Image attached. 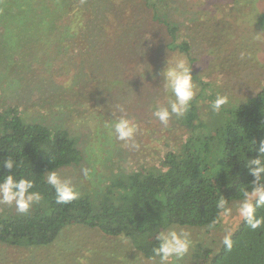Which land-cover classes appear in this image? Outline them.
I'll return each instance as SVG.
<instances>
[{
    "label": "rangeland",
    "instance_id": "1",
    "mask_svg": "<svg viewBox=\"0 0 264 264\" xmlns=\"http://www.w3.org/2000/svg\"><path fill=\"white\" fill-rule=\"evenodd\" d=\"M106 2L111 1L83 0L79 8L84 13L82 22L91 18L101 20L99 17L106 15L104 8L108 9L103 4ZM113 2L120 13L109 10L111 13L105 19L124 23L137 21L142 24L139 29L151 40L156 41L161 36L162 25L151 21L154 13L144 0ZM147 3L155 5L161 20L177 25L179 35L189 42L192 58L189 63L193 64L196 86L193 100L199 110V125L193 134L203 136L205 128L214 130L228 111L264 86V32L256 36L264 31V0H147ZM143 10L148 13L143 15ZM61 13V18L69 19L65 11ZM14 23L13 19L0 18V113H15L25 123L38 122L67 130L81 149L82 161L55 172L62 180L71 181L79 196L88 197L94 210L104 196L103 190L111 185L110 181L122 174L124 178L139 168H157L163 153L182 143L186 131L173 117L165 126L152 114L157 103L167 106L158 75L153 78L155 86L148 85L151 82L143 78L131 82L122 77L119 82L112 76L116 71L115 62H93L101 59L105 50L98 48L95 42L92 46L88 34H77L75 40L68 42L66 35L18 32ZM100 35L108 38V35ZM124 48L127 52V46ZM241 53H244L243 59ZM138 60V57L133 61L126 59L127 65L122 63V68L137 65V71L144 77L148 72ZM121 70L116 73L120 75ZM217 94L228 96L229 103L215 113L211 103ZM121 116L139 126L134 138L138 149L131 147L133 141L122 142L115 138L110 125ZM203 124L207 126L204 128ZM84 169H89L88 178L84 176ZM114 192L120 194L121 190ZM41 202L42 199L32 208L40 206ZM240 202H231V216H221L215 227L170 226L167 231L188 232L192 242L188 254L170 264H205L197 258L198 254L204 250L212 254L219 250L224 236L232 233L242 220L237 212ZM24 215L18 213L14 205H0L2 218ZM0 264L160 262L159 257L143 258L125 238L107 237L96 229L70 225L54 243L44 247H14L0 241Z\"/></svg>",
    "mask_w": 264,
    "mask_h": 264
},
{
    "label": "trees",
    "instance_id": "2",
    "mask_svg": "<svg viewBox=\"0 0 264 264\" xmlns=\"http://www.w3.org/2000/svg\"><path fill=\"white\" fill-rule=\"evenodd\" d=\"M110 1L103 3L108 9L104 8L106 15L99 17L101 20L82 22L84 13L79 8L83 0H0V18L13 19L18 32L66 35L68 42L75 40L77 34H88L92 46L95 42L105 50V55L93 62H115L112 76L118 81L122 77L131 82L143 78L155 86L153 78L158 75L163 87L160 74L168 59L183 55L192 61L189 42L179 35L177 25L157 16L155 5L144 0L148 8L152 7L151 21L162 25L156 41L142 33V24L137 21L105 19L110 11L119 12L114 7L115 0ZM61 11L67 13L68 20L59 16L63 15ZM143 11V15L148 13ZM262 23L264 27V13ZM136 57L148 72L144 77L137 65L122 68V63L127 65L126 59L133 61ZM118 69H123L120 75L116 73ZM161 92L168 103L164 88ZM193 101L184 117L172 118L186 131L182 143L165 151L157 168H139L110 181L96 210L86 196L69 204H57L54 189L46 182L47 172L82 161L81 149L67 130L38 122L25 123L15 113H0V178L8 174L2 167L3 160L11 158L16 163L12 174L17 179H31L33 191L42 197L41 205L24 216L0 217V241L14 247H44L54 243L65 227L81 225L107 237L125 238L134 251L152 260L157 258L152 251L158 247L156 237L170 226L215 227L221 218L216 207L220 197L228 200V206L241 201L243 190L250 188L253 180L245 162L258 156L259 142L264 139V86L228 111L214 130H207L203 124V136L193 134L199 125V110ZM116 189L121 193H115ZM257 216L264 217V208L257 209ZM231 238V250L222 242L216 253L204 250L197 258L205 264H264V226L253 231L241 220Z\"/></svg>",
    "mask_w": 264,
    "mask_h": 264
},
{
    "label": "clouds",
    "instance_id": "3",
    "mask_svg": "<svg viewBox=\"0 0 264 264\" xmlns=\"http://www.w3.org/2000/svg\"><path fill=\"white\" fill-rule=\"evenodd\" d=\"M262 32L256 34L260 37ZM244 53H241V59ZM193 64L189 63L187 57L180 55L171 61L167 60L166 67L161 72L163 88L168 95L167 106L159 103L153 109V116L161 124L167 126L169 120L174 116L177 119L184 117L190 110L191 102L196 96V86L192 75ZM229 103L226 95L217 94L211 103V110L215 113L221 111L222 107ZM123 111V109H120ZM115 138L122 142L133 141L131 147L139 148L134 142L138 131V125L132 120L121 116L110 125ZM2 167L7 169L8 174L0 178V205H14L20 214H28L34 204L41 200V194L33 191L34 182L31 179H17L12 170L16 167L13 159L3 160ZM245 167L249 175L253 177L250 188H245L242 192L243 199L237 209L238 215L245 225L255 231L264 226V217L257 216V209L264 208V139L259 142L258 156L247 159ZM85 178L89 177V169L83 170ZM46 182L55 192L57 204H69L79 198V192L69 180H62L55 171L47 174ZM216 207L223 217L232 214L228 200L224 197L216 203ZM158 247L153 248V257H159L160 264H170V261L180 260L188 254L191 247L190 234L185 231H162L156 237ZM223 244L231 250L233 246L231 233L223 238Z\"/></svg>",
    "mask_w": 264,
    "mask_h": 264
}]
</instances>
